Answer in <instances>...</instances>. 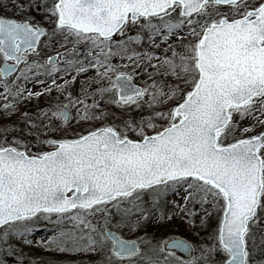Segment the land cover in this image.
<instances>
[{
	"label": "snow or ice",
	"instance_id": "1",
	"mask_svg": "<svg viewBox=\"0 0 264 264\" xmlns=\"http://www.w3.org/2000/svg\"><path fill=\"white\" fill-rule=\"evenodd\" d=\"M0 65V254L264 264V0H0Z\"/></svg>",
	"mask_w": 264,
	"mask_h": 264
},
{
	"label": "rangeland",
	"instance_id": "2",
	"mask_svg": "<svg viewBox=\"0 0 264 264\" xmlns=\"http://www.w3.org/2000/svg\"><path fill=\"white\" fill-rule=\"evenodd\" d=\"M83 79V77H81ZM62 82V81H61ZM29 88H32V84L28 85ZM78 88V84L76 86ZM34 91H41L42 86L37 85L34 89ZM56 93L53 92L52 96H55ZM52 96H42L40 98H33L30 102H27L25 105H22V110H28L33 115L37 114L40 109H46L49 100L52 99ZM136 115V113H134ZM73 127L75 128L76 125L73 124ZM51 136H58L59 133H52ZM169 199H179L178 197H169ZM55 219V218H53ZM216 224L215 217H209L208 219V225L205 228H197L195 230L191 229L188 224H186L184 221H182L179 217L175 218L174 222L166 225L165 227H159L155 223H153L148 229L147 232L150 236H153L157 239L162 238H168V237H179L187 240L189 243L193 245H200L203 243H211L210 240H205V237L209 235V233L213 230L214 226ZM57 226L55 223H48L47 221L41 220L36 225V230L32 233L33 238L32 245H44L47 240V236L49 232L52 230L53 227ZM144 234V230L141 231L140 235ZM54 235V233L51 234V236ZM118 235H121L122 238L125 239H136L137 233L128 232V231H122L118 233ZM49 254L51 253H44ZM13 258V264H18V258L19 253L16 252L14 254ZM74 264H79L78 259H81L80 256H72L71 257ZM175 258H178L180 260H183L181 257L175 254ZM223 253H217L215 256V262L216 264H223ZM77 260V261H75ZM26 262V261H25ZM84 264H88L84 263Z\"/></svg>",
	"mask_w": 264,
	"mask_h": 264
},
{
	"label": "trees",
	"instance_id": "3",
	"mask_svg": "<svg viewBox=\"0 0 264 264\" xmlns=\"http://www.w3.org/2000/svg\"><path fill=\"white\" fill-rule=\"evenodd\" d=\"M25 105V104H24ZM23 107V106H21ZM57 226L53 227L52 230L49 232L47 236H51L52 233H54V229H56ZM33 238V235L30 236V239ZM47 242V240H46ZM46 244V243H45ZM44 245H29L23 247L24 252V258H25V264H74L72 260V256H80L81 259H78L79 264H92V261L94 260V257L83 255V254H73V253H67V252H59L55 250H49ZM19 248V246H17ZM19 253V251H17ZM51 253L44 254V253ZM15 254V253H14ZM13 255H7V254H0V259H3L6 264H13ZM77 261V260H75Z\"/></svg>",
	"mask_w": 264,
	"mask_h": 264
},
{
	"label": "water",
	"instance_id": "4",
	"mask_svg": "<svg viewBox=\"0 0 264 264\" xmlns=\"http://www.w3.org/2000/svg\"><path fill=\"white\" fill-rule=\"evenodd\" d=\"M1 66H2V65H1ZM175 254L181 256L182 258H184V259H186V260H187V258H188V253L185 252V251H181V250H179V249H176V250H175Z\"/></svg>",
	"mask_w": 264,
	"mask_h": 264
}]
</instances>
